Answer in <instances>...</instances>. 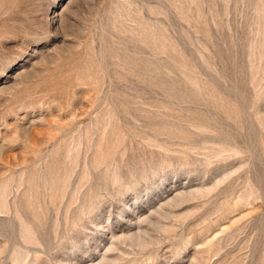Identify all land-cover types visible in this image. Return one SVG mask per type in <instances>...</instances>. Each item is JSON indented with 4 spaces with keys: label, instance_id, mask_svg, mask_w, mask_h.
I'll use <instances>...</instances> for the list:
<instances>
[{
    "label": "rangeland",
    "instance_id": "1",
    "mask_svg": "<svg viewBox=\"0 0 264 264\" xmlns=\"http://www.w3.org/2000/svg\"><path fill=\"white\" fill-rule=\"evenodd\" d=\"M0 264H264V0H0Z\"/></svg>",
    "mask_w": 264,
    "mask_h": 264
}]
</instances>
